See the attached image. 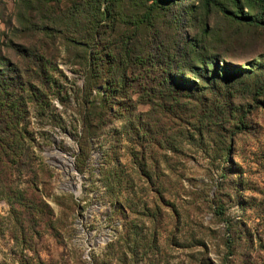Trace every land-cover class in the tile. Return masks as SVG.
Returning <instances> with one entry per match:
<instances>
[{
  "label": "rangeland",
  "instance_id": "rangeland-1",
  "mask_svg": "<svg viewBox=\"0 0 264 264\" xmlns=\"http://www.w3.org/2000/svg\"><path fill=\"white\" fill-rule=\"evenodd\" d=\"M37 4L0 0V53L22 68L17 43L33 48L45 41L43 70L28 74L36 97H28L21 119L31 136L12 177L27 189L25 200L39 196L48 204L52 227L36 221L37 231L28 229L44 214L28 221L0 187V264H264V107L247 113V128L234 127L245 105L254 104L244 84L235 83L229 101H215L213 109L198 97L144 103L134 92L133 103L124 104L130 109L115 105L107 113L81 161L76 96L82 74L59 33L28 30L45 19V26L57 27ZM193 21L183 12L179 37L192 33ZM207 22L230 30L215 43L225 61L264 62L263 28L238 27L216 11ZM129 226L137 239L133 255L121 237ZM227 236L235 237L233 244ZM116 239L120 260L103 261Z\"/></svg>",
  "mask_w": 264,
  "mask_h": 264
},
{
  "label": "trees",
  "instance_id": "trees-1",
  "mask_svg": "<svg viewBox=\"0 0 264 264\" xmlns=\"http://www.w3.org/2000/svg\"><path fill=\"white\" fill-rule=\"evenodd\" d=\"M33 1L26 0L27 3ZM36 1L42 3L37 4L41 11L54 15L50 19L57 27L48 28L45 19L28 30L40 32L45 37L53 33L51 30L59 33L82 74L76 96L81 120L76 156L81 161L88 154L89 137L103 124L107 113L112 112L115 105L130 109L127 104L133 103L134 92L137 97H143L139 101L144 103L157 98L171 105L181 97H198L213 109L215 101L228 102L227 96L233 85L242 83L254 104L245 105L236 116V129L247 128V113L251 109L259 105L264 107V62L241 67L225 61L215 43L222 42L230 30L226 32L221 26L207 22L209 13L216 11L238 27L264 29V0H195V3L194 0ZM47 2L52 4L45 6ZM53 3L58 6L55 11ZM183 12L194 21L192 33L179 37L177 27ZM17 46L18 55L23 57L22 68L0 53V187L10 205L13 202L22 205L27 220L33 213L36 216L44 214V220L34 219L27 226L36 232V221L52 227L48 204L39 196L36 201L25 200L27 189L13 185L12 173L13 168L22 163L24 140L31 136L21 119L28 97L34 96L29 100L36 97L28 74L35 67V71L43 70L45 41L40 40L33 48L21 43ZM212 93L216 95L212 97ZM233 132L231 130L229 135ZM228 149L226 142L220 149L223 159H226ZM229 173L225 168L222 175ZM40 204L48 207V212ZM216 208L222 215L221 202ZM12 209L17 214L22 213V210L14 209V204ZM22 219L17 220L21 231L24 230ZM130 228L127 227L121 237L133 255L137 239ZM234 238L230 240L227 236V241L233 244ZM117 241L109 243L103 251V261L105 257L120 260L115 247ZM26 247L30 246L27 244Z\"/></svg>",
  "mask_w": 264,
  "mask_h": 264
}]
</instances>
